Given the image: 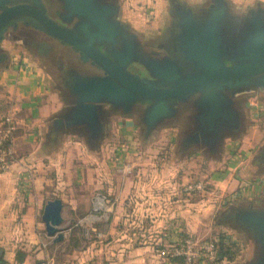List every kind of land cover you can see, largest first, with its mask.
<instances>
[{"label": "crops", "instance_id": "0c3cea01", "mask_svg": "<svg viewBox=\"0 0 264 264\" xmlns=\"http://www.w3.org/2000/svg\"><path fill=\"white\" fill-rule=\"evenodd\" d=\"M141 1L144 13L149 10L159 25L165 11L155 5L163 0ZM179 1L192 10L205 2L208 8L213 5V0ZM224 1L236 22L251 9H264V0ZM117 4L120 21L132 29L128 5L123 0ZM20 48V54L11 53L8 63L0 66V88L17 107L13 156L0 173V264H180L161 258L158 251L186 236L218 241L219 234L212 230L223 225L222 220L214 222L216 217L234 205L264 203V178L245 177L256 169V128L222 143L215 157L205 156L203 161L188 153L170 155L180 134L177 125L153 127L147 135L137 129L131 112L106 109L109 136L97 151L76 135L57 140L51 136V121L69 102L41 67L47 62ZM248 102L255 106L247 113L253 123L261 117V104L256 96ZM191 157L195 161L190 166ZM201 178L214 187L212 193L183 192L185 185ZM97 195L106 201L103 211L94 210ZM52 199L62 203L64 238L57 243L46 236L40 220L44 204Z\"/></svg>", "mask_w": 264, "mask_h": 264}, {"label": "water", "instance_id": "95a60500", "mask_svg": "<svg viewBox=\"0 0 264 264\" xmlns=\"http://www.w3.org/2000/svg\"><path fill=\"white\" fill-rule=\"evenodd\" d=\"M56 1L60 6L61 23L72 24V29L50 19L42 0H29L28 4L17 5H10L11 0H0V42L10 24L29 18L35 22V28L80 55L90 57L93 64L101 69L102 75L82 73L72 68L70 79L62 84L70 106L51 121L57 137L82 133L87 148L97 151L107 136L106 109L129 114L132 104L140 100L152 102L145 112L146 134L149 135L154 123L174 112L170 101H180L194 92H202L205 94L196 101L193 116L201 140L198 148L209 157L220 152L222 129L228 122L236 123L238 111L229 96L217 92V87L230 86L233 81L236 84L246 82L264 73V47H260L264 43L262 37L253 41L259 47L240 48L235 56L237 62L230 67L224 65V55L216 48L223 45L222 33L230 17L224 0H213L202 20H197L190 8L183 9L176 23L178 33L175 38L183 46L178 48L196 73L183 74L181 65L170 59L161 63L151 62L147 69L157 82L167 86L163 89L158 88L157 83L140 80L127 71L134 59L138 40L120 21V7L116 0ZM263 15L261 7L251 9L240 17L239 24L236 22L231 28L240 25L239 29H250L257 38L264 33ZM96 45H119V49L104 54L95 48ZM261 86L264 87V79ZM253 160L259 170H264V145ZM61 211L59 199L48 200L40 217L46 236L54 243L64 238V229H60ZM226 212L228 218L222 223L244 233L252 241V255L246 264H264V205H234Z\"/></svg>", "mask_w": 264, "mask_h": 264}, {"label": "flooded vegetation", "instance_id": "af4514ba", "mask_svg": "<svg viewBox=\"0 0 264 264\" xmlns=\"http://www.w3.org/2000/svg\"><path fill=\"white\" fill-rule=\"evenodd\" d=\"M56 2V0H53ZM117 1V0H116ZM46 10L47 15L51 18L56 24L65 27L66 29H72L73 25H65L61 23L59 19L60 14V6L56 2L57 7L53 9V15H49V9L46 6L44 0H42ZM29 0H11L10 5L17 4H28ZM9 5V6H10ZM210 4L203 3L197 7H193L192 10L193 16L197 20H202L206 11L209 9ZM186 8L179 0H166L164 5L165 17L164 20L160 22L155 31L148 30H134L131 29L128 23L122 21V23L136 36L138 40V44L134 51V59L132 60V64H130L127 68V71L131 73L133 76H137L140 80H146L148 82L157 83L158 88H167L161 82H157L155 78H153L150 74L151 72L147 69V66L151 62H162L164 59H170L172 61H176L182 67L183 74H194L196 73L195 69H193L190 65V61L184 58V54L179 50L178 47H183L176 41V34L178 33V29L176 28V23L178 18L181 17V12ZM264 22V15L262 17ZM227 28L225 32L222 33L224 36L223 45L220 47H216L222 51V55H224V65L226 67H230L235 64V56H237L239 49L246 47H257L253 43L254 40L259 39L260 37L264 38V33L254 38L250 29L243 27L239 29V26L232 27L236 21L231 19H227ZM240 20L238 21V24ZM35 22L30 20L29 18H21L17 20L14 25L10 24L3 33L2 42H4L7 38L6 35H11L12 37H16L19 35V31L21 29L41 33L44 37L49 39L52 44H55L57 47H49L45 46L40 40L32 39V38H24L19 37V45L24 46V49L29 51L30 53H35L38 57L47 62L49 65L57 70V77H54L55 82L58 83V79L63 84L67 80L70 79V72L73 67L81 70L83 73H95L102 75L101 69H99L96 65L93 64V61L90 57L84 55H80L79 52H76L71 47L67 45L61 44L59 41L47 36L43 32H41L38 28H35ZM235 37L236 39H233ZM53 46V45H52ZM259 47V46H258ZM260 47H264V43L260 45ZM95 48L101 53H108L107 51H116L119 49V45H115L114 47H109L106 45H96ZM1 49V47H0ZM110 49V50H109ZM241 49V50H242ZM0 56L2 57L0 60V66H4L9 61V57L6 53L0 50ZM54 56V57H53ZM228 57V58H227ZM231 59V60H228ZM54 73V74H55ZM264 79V73L255 75L252 78L246 80V82H241L236 84L235 81L228 85H221L220 89L217 87V92L222 95L229 96L231 101L233 102V106L238 111L237 121L228 122L222 129V143L234 140L238 138L244 131L247 129V110H248V99L255 95L259 98V103L264 107V87L261 86V80ZM63 86H61V89ZM205 93L202 92H194L191 95H188L186 98L182 100H172L170 101V105L174 108V112L172 115L162 116L156 123H154L153 127H160L166 125L175 124L178 126L180 130V134L177 138V143L179 147V153L186 154L189 153L194 148H198L201 145L200 136L197 134L196 125L193 123V116L195 114L194 105L196 101L203 96ZM151 101L140 100L136 101L132 104L131 115L134 121L135 126L139 131L144 133L147 130V124L145 122V112L151 105ZM54 133L57 137V131L54 126Z\"/></svg>", "mask_w": 264, "mask_h": 264}, {"label": "rangeland", "instance_id": "374dc122", "mask_svg": "<svg viewBox=\"0 0 264 264\" xmlns=\"http://www.w3.org/2000/svg\"><path fill=\"white\" fill-rule=\"evenodd\" d=\"M45 3H46V6L47 8L49 9V15H53V9L55 7H57V4L55 1L53 0H44ZM121 1V0H119ZM137 1L139 0H123L124 4L125 5H128V10L125 12L126 14H129L131 17H132V21H130V24L132 26V28H134V30H137V31H142V30H148V31H155L156 28H157V25H158V19L159 18H154V16H152V13H150L149 10H146L145 13H144V9H143V4H145L144 2H142L140 0V2H142L139 5H137ZM162 1V0H160ZM147 4V3H146ZM129 5H132V6H129ZM164 0H163V3L161 2V5H155L157 10L159 9H163L164 10ZM148 7H152L151 4H147ZM154 6V4H153ZM162 10V11H163ZM148 11V13H146ZM161 11V10H160ZM161 11V12H162ZM152 12V11H151ZM155 17H158V13H156V10H155ZM152 16V17H149ZM152 18V19H151ZM154 23V21H156ZM7 39L0 43V47H1V51L6 53L8 56L11 54V53H16V54H20L21 53V49L20 47H24V46H20L19 45V37H24V38H32V39H36V40H40L45 46H49V47H57L55 44H52V42L47 39L46 37H44L41 33H36V32H32V31H28V30H24V29H21L19 31V35L16 36V37H12L11 35H6ZM53 45V46H52ZM24 49V48H23ZM25 50V49H24ZM33 56V55H31ZM20 57V56H19ZM54 57V56H53ZM37 60H39L38 57H36ZM42 64V65H41ZM41 67L44 69V71L46 72L45 74H47L48 76L51 77V82L53 83V78L57 77L56 73H57V70H55L54 67H52L51 65H49L48 63L45 64L43 62H41ZM56 71V73H55ZM55 73V74H54ZM54 76V77H53ZM60 79V78H59ZM57 80V82H55V85L53 83V85L56 87V88H59L61 89V86L62 83L60 82V80ZM63 88V87H62ZM251 97H255V95H252ZM5 101H7V97H6V94L2 91V89L0 88V117L1 115L4 113L5 111ZM250 108V105L248 106ZM257 107L260 109L259 110V115H261V117H258V118H255L256 121L255 122H250V118H248L246 121H247V125H246V128H249V127H254L256 128L258 131H259V134L257 136V138H259V144H258V147L257 148H253L254 151H259V149H261V147L264 145V107L261 105H257ZM111 111V109H110ZM108 113V112H107ZM247 113H248V110H247ZM106 127H108V124H106ZM107 132V138L109 136V131H108V128L106 130ZM61 137V135L59 136V138ZM57 138V137H56ZM57 138V140L59 139ZM178 138V137H177ZM177 138L175 139L174 143L172 144V148L170 151V155H176L178 156V154H181L179 153V147H178V143H177ZM152 140V139H150ZM192 152L189 154L188 153V156L189 155H196L198 161H203L205 160V156H208L206 155L203 151H200L199 148H194L193 150H191ZM168 152V151H167ZM190 152V151H189ZM181 157V156H180ZM179 158V157H178ZM194 159L191 157L190 160H188L187 164L188 165H193L194 164ZM250 163V162H249ZM248 163V165H250ZM247 164V163H246ZM247 166V165H246ZM250 170V169H249ZM252 172H247V175L245 174V177H249V178H252V176H259L261 178H264V173L263 171H259V169H255V171L252 169L251 170ZM262 205H264V203H262ZM217 218L216 217L214 219V222L216 220L217 221ZM219 220V219H218ZM215 222V223H216ZM220 222V221H219ZM214 233H216L217 235L219 233H224L225 234V238L226 240H231V242H233L234 244L231 245L232 247L233 246H237L238 247V252H237V257L232 261V262H227V261H223L221 263H218V264H246L247 261L249 260V258L251 257L252 255V246H251V243L252 241L242 232H239L237 230H234V229H231L229 227H226V226H222L221 228H216L214 230H212ZM209 236H207L206 238L204 239H208Z\"/></svg>", "mask_w": 264, "mask_h": 264}, {"label": "built area", "instance_id": "2783aa9c", "mask_svg": "<svg viewBox=\"0 0 264 264\" xmlns=\"http://www.w3.org/2000/svg\"><path fill=\"white\" fill-rule=\"evenodd\" d=\"M250 108L255 106L248 102ZM17 107L15 103L9 99L5 105V111L0 117V173L3 172L12 159V140L15 130V117ZM28 177L31 178L30 171ZM214 187L207 182L205 178H201L193 183H189L183 187V192L192 195H204L212 193ZM223 198V195H221ZM94 210L103 211L106 207L104 197L97 195L94 200ZM216 240H199L194 237L186 236L176 243L166 246L158 251L161 258L179 259L181 264H216L217 247ZM38 264H45L40 262Z\"/></svg>", "mask_w": 264, "mask_h": 264}, {"label": "trees", "instance_id": "16d2710c", "mask_svg": "<svg viewBox=\"0 0 264 264\" xmlns=\"http://www.w3.org/2000/svg\"><path fill=\"white\" fill-rule=\"evenodd\" d=\"M77 136V139L78 140H81V141H84V137L82 135V133L80 134H75ZM51 136L52 138L55 136V133L53 131V133H51ZM255 167L257 168V166L255 165ZM258 169V168H257ZM261 171V170H259ZM263 173H264V170H262ZM228 213L226 211H224L223 213H221L220 216H218L217 219L219 220H222V222L228 218ZM219 223V224H222L226 227H229L228 225L226 224H223V223ZM221 227V226H219ZM230 228V227H229ZM219 239H218V243L216 244V247H217V260H216V264L218 263H221L223 261H227V262H232L236 257H237V252H238V247L236 246H231V244L226 241V238H225V234L224 233H219L218 235ZM18 261H21L22 260V256L20 255L18 258H17ZM179 261V263L181 264V260L177 259Z\"/></svg>", "mask_w": 264, "mask_h": 264}]
</instances>
